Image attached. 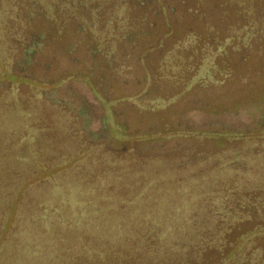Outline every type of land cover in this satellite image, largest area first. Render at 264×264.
<instances>
[{
    "label": "trees",
    "instance_id": "1",
    "mask_svg": "<svg viewBox=\"0 0 264 264\" xmlns=\"http://www.w3.org/2000/svg\"><path fill=\"white\" fill-rule=\"evenodd\" d=\"M0 91V238L25 195L0 264H111L169 247L176 232L157 215L172 200L158 199L173 188L159 184L186 183L179 210H216L223 171L252 160L235 144L264 132V0H0ZM131 141L141 148L120 145ZM48 142L60 163L86 156L96 169L31 194L49 167L31 158Z\"/></svg>",
    "mask_w": 264,
    "mask_h": 264
},
{
    "label": "rangeland",
    "instance_id": "2",
    "mask_svg": "<svg viewBox=\"0 0 264 264\" xmlns=\"http://www.w3.org/2000/svg\"><path fill=\"white\" fill-rule=\"evenodd\" d=\"M28 88L25 85L20 86V90L23 92H27ZM6 89H11L10 84L3 86L1 90ZM257 115H251L248 118L249 120L252 117L256 119ZM241 120L245 122L249 121L246 117L241 118ZM121 144L128 146L137 145L141 148L142 142L131 141V145L128 142ZM207 145L211 144L207 143ZM235 145L244 155L252 156V160L251 162L247 161L249 164H243L240 173H234L233 169H230L229 172L223 171L224 175H221L218 184H225L227 182L230 187L225 188L222 185H220L221 187H217V189L219 188V190L223 191L219 194L215 193L209 203L213 205L215 201L214 209L216 210L204 211L201 209L200 211H196L195 208L198 204L196 207L191 205L192 209L189 212L185 209L179 210L178 207L182 208L186 199H191L189 197L191 192H186L185 194V191L177 189L178 187L179 189H183L186 183L182 182L178 184L177 182L176 184L170 183V185H166L165 182H161L163 183L162 185L158 183L159 186H167L173 189L167 191L166 195L162 196L167 198L158 199L157 194L153 196V199L139 200L138 204H136L137 208H139L137 213L141 211L144 204L151 205L156 199L159 202L168 199L171 202L172 200L169 206L162 208H167L169 211L158 213L157 216L163 227L165 226V231L168 225L172 233L175 234L176 232V239L171 242V246L169 247H166V244L164 246L156 245V250L153 248V245L147 249L140 247L141 250L133 252L130 258L123 259V262H121L123 256L121 257L119 254L112 253L108 256L107 262L111 264H264V132H260L254 140L241 141ZM60 151L59 145L52 146L48 142L44 152L40 151L39 157L31 158V161L35 165L38 164L37 161L40 157L44 158L48 160L47 164L49 166L38 172L39 174L33 181L36 185L32 188L31 194L39 187L51 189L53 183H61V181L67 180L69 176L75 174L79 165H84L83 167H85L90 164L91 169H96V166L86 156L81 162H78V160L82 157L78 158V160L60 163L58 160L60 155H62ZM255 158L256 160L253 161ZM35 168L39 167L35 166ZM232 174L234 175L231 176ZM228 177L230 178L228 179ZM94 182L99 181L95 180ZM200 184L205 185L206 188L208 186L214 187L215 185L214 183L209 184V182L206 184L200 182ZM189 185H191L189 189L192 191L196 188L197 184ZM128 187L130 188V184ZM57 189L60 190V188ZM21 192L18 193L15 200L10 202V206H8V209L2 215V224L5 226V230L1 234L0 246L3 244L6 236L8 234L10 236L14 228L13 225L15 226L19 215V201L25 197ZM219 195H226L228 199H216ZM201 200L199 201V205L202 202ZM130 215L126 217V221L132 219ZM142 215L137 217L138 221H144V219L142 220ZM157 225L156 228L159 230L160 223L158 222ZM178 225L180 228H178ZM183 225L185 227H182ZM221 230L224 233L219 235ZM201 236L203 237L201 238ZM184 238L188 240L195 238L194 242H192L195 245H189V243L186 245L185 241H183ZM203 238L207 239V243L197 244ZM126 247L129 249V246H124L123 249ZM97 262L100 261L92 260L90 264H97Z\"/></svg>",
    "mask_w": 264,
    "mask_h": 264
}]
</instances>
